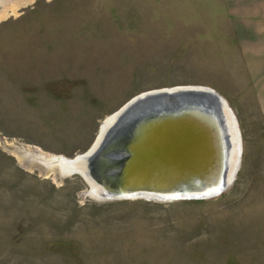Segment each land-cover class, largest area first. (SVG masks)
<instances>
[{"label": "rangeland", "instance_id": "374dc122", "mask_svg": "<svg viewBox=\"0 0 264 264\" xmlns=\"http://www.w3.org/2000/svg\"><path fill=\"white\" fill-rule=\"evenodd\" d=\"M260 61L264 0H4L0 264H264ZM178 86L212 89L236 118L220 194L99 200L28 165L84 153L131 98Z\"/></svg>", "mask_w": 264, "mask_h": 264}, {"label": "water", "instance_id": "95a60500", "mask_svg": "<svg viewBox=\"0 0 264 264\" xmlns=\"http://www.w3.org/2000/svg\"><path fill=\"white\" fill-rule=\"evenodd\" d=\"M106 119L84 153L57 156L52 170L50 162L28 165L57 177L78 175L89 184L87 194L99 200L210 198L224 191L239 169L236 118L207 87L147 91L126 102L107 124ZM231 149L237 157L229 164Z\"/></svg>", "mask_w": 264, "mask_h": 264}, {"label": "bare ground", "instance_id": "6f19581e", "mask_svg": "<svg viewBox=\"0 0 264 264\" xmlns=\"http://www.w3.org/2000/svg\"><path fill=\"white\" fill-rule=\"evenodd\" d=\"M111 116V115H110ZM110 116H108L107 117V121H105V123L107 124V122H108V119H109V117ZM29 152V151H28ZM34 154V153H33ZM29 156V155H28ZM57 156H52V157H49V158H46V157H44V155L43 156H39V159H41V161H42V163L44 164V163H48V162H50L48 165H49V168H50V170L51 169H54L55 167H57L58 166V164L57 163H53L54 162V160H55V158H56ZM234 157V160H235V158L237 157V155L235 154V155H233V150L231 149L230 150V156H229V164H230V162L232 163V161H234V160H232V161H230L232 158ZM29 158V157H28ZM38 158V157H37ZM42 159H44V160H42ZM38 160V159H37ZM46 160V161H45ZM34 161V160H33ZM39 161V160H38ZM230 167H231V165H230Z\"/></svg>", "mask_w": 264, "mask_h": 264}, {"label": "crops", "instance_id": "0c3cea01", "mask_svg": "<svg viewBox=\"0 0 264 264\" xmlns=\"http://www.w3.org/2000/svg\"><path fill=\"white\" fill-rule=\"evenodd\" d=\"M263 51V50H262ZM261 51V52H262ZM258 69L259 70H261V71H263L264 72V62L263 61H260L259 63H258ZM262 80V82H260V84H261V87L260 88H262V90H261V92L259 91V96H262L263 94H264V75H263V78L261 79ZM256 85V84H255Z\"/></svg>", "mask_w": 264, "mask_h": 264}]
</instances>
